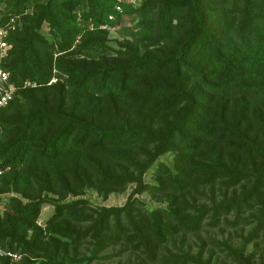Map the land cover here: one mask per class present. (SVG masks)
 I'll return each mask as SVG.
<instances>
[{
  "label": "trees",
  "instance_id": "trees-1",
  "mask_svg": "<svg viewBox=\"0 0 264 264\" xmlns=\"http://www.w3.org/2000/svg\"><path fill=\"white\" fill-rule=\"evenodd\" d=\"M115 5L0 0V23L18 17L3 66L20 87L0 112V158L11 165L0 176V248L22 254L0 264H91L126 252L129 264H211L177 244L222 224L255 223L247 240L262 233L264 247V0ZM125 17L138 28L115 46L101 26ZM26 80L38 86L21 87ZM130 185L123 206L79 197ZM144 193L164 205L148 206ZM83 244L90 254L80 256ZM225 246L237 264H264V250L256 259L245 244Z\"/></svg>",
  "mask_w": 264,
  "mask_h": 264
},
{
  "label": "rangeland",
  "instance_id": "rangeland-1",
  "mask_svg": "<svg viewBox=\"0 0 264 264\" xmlns=\"http://www.w3.org/2000/svg\"><path fill=\"white\" fill-rule=\"evenodd\" d=\"M138 25V18L131 19L129 17H125L120 24L110 27V36L112 39L111 43L115 46L119 45L118 40H122L127 32L135 31L138 28ZM42 31L47 37L52 39V36L48 32L47 25L44 26ZM54 77L58 79V82L59 77ZM166 157L172 159V155H167ZM147 179L151 180L152 176L148 175ZM133 187V185H130L123 191L113 192L107 199H104L96 190L93 189L87 190L85 194L79 197L90 199L91 207L93 208H97L100 206H123L126 203L128 196L131 194ZM73 197V195L69 196V198ZM140 198L143 199L150 207L164 205L163 201L154 198L150 193H144L140 196ZM4 210V205L0 203V211L2 212ZM53 212L54 206H45L40 215L39 223L41 225H44L45 221L52 216ZM230 219H232L231 216ZM254 226L255 223L249 226L238 227H231L226 224H222L219 228L206 226L200 232L186 234L179 241L177 247L188 250L192 254L200 253L203 259L205 261H209L211 264H237L231 254H229V250L226 249L225 244L231 245L236 250L241 248L245 244L246 253L250 254L256 252V259H258V253L260 254L262 253V250H264V247L260 246L262 233H260V237H256L252 240H247ZM90 248L91 246L88 244L81 245L79 247V255L85 256L90 254ZM169 248L174 252H178L177 248L173 245H169ZM115 251L116 249H110L107 251V253L110 254ZM134 258L135 254L126 252L123 253L122 256L111 258L110 260H97L92 262L91 264H129Z\"/></svg>",
  "mask_w": 264,
  "mask_h": 264
},
{
  "label": "built area",
  "instance_id": "built-area-1",
  "mask_svg": "<svg viewBox=\"0 0 264 264\" xmlns=\"http://www.w3.org/2000/svg\"><path fill=\"white\" fill-rule=\"evenodd\" d=\"M143 0H116L115 9L119 13L124 12L123 4L139 6ZM17 16H10L5 23H0V112L6 108L16 97L19 86L11 80L10 72L7 71L4 66V60L8 57L12 44L8 41L11 30H14L17 26ZM111 20H115V14L109 16ZM85 25L93 29L94 24L92 20L85 22ZM101 28H110L108 25H102ZM57 78H52L49 84L57 82ZM38 84L35 81L26 80L21 87L30 88L37 87ZM0 127V133H1ZM11 169V165L6 164L2 158H0V176ZM8 258L13 263H17L22 259V254L13 251L0 248V259Z\"/></svg>",
  "mask_w": 264,
  "mask_h": 264
}]
</instances>
